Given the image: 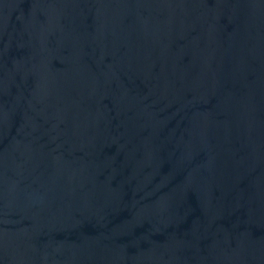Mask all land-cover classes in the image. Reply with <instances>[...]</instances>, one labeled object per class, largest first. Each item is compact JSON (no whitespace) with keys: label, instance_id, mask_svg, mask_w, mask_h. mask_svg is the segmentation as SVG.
<instances>
[{"label":"water","instance_id":"water-1","mask_svg":"<svg viewBox=\"0 0 264 264\" xmlns=\"http://www.w3.org/2000/svg\"><path fill=\"white\" fill-rule=\"evenodd\" d=\"M0 264H264V0H0Z\"/></svg>","mask_w":264,"mask_h":264}]
</instances>
